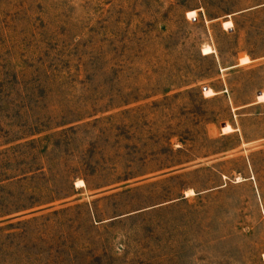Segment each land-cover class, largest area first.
<instances>
[{
	"label": "rangeland",
	"instance_id": "1",
	"mask_svg": "<svg viewBox=\"0 0 264 264\" xmlns=\"http://www.w3.org/2000/svg\"><path fill=\"white\" fill-rule=\"evenodd\" d=\"M260 93L264 0H0V264H264Z\"/></svg>",
	"mask_w": 264,
	"mask_h": 264
},
{
	"label": "crops",
	"instance_id": "2",
	"mask_svg": "<svg viewBox=\"0 0 264 264\" xmlns=\"http://www.w3.org/2000/svg\"><path fill=\"white\" fill-rule=\"evenodd\" d=\"M242 57H243V56H242ZM240 58H241V57H240ZM252 62H254V61L251 60V62H250L249 64H251ZM249 64H247V65H249ZM243 66H245V65H243ZM239 67H242V66H239V63H238L237 65H235V66H233V67H228V68H226V70L237 69V68H239ZM262 94H264V93H260L259 96H261ZM259 96L257 97L258 99H259ZM263 104H264V101H263V102H259V100H258V101H254V102H252V103H248V104H246V105H243V106H241V107H238V109L254 108V107H258V106L263 105ZM230 127H231V126H230ZM231 128H232V127H231ZM232 129H233V128H232ZM233 131H234V130H233ZM260 141H264V137L261 138ZM262 145H264V144H262Z\"/></svg>",
	"mask_w": 264,
	"mask_h": 264
},
{
	"label": "bare ground",
	"instance_id": "3",
	"mask_svg": "<svg viewBox=\"0 0 264 264\" xmlns=\"http://www.w3.org/2000/svg\"><path fill=\"white\" fill-rule=\"evenodd\" d=\"M79 186H84V183L82 182V181H78V183H77ZM263 259H264V256H263Z\"/></svg>",
	"mask_w": 264,
	"mask_h": 264
}]
</instances>
